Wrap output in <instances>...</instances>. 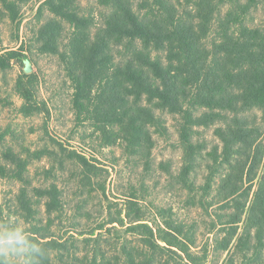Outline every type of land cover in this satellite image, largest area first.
<instances>
[{
	"label": "rangeland",
	"instance_id": "1",
	"mask_svg": "<svg viewBox=\"0 0 264 264\" xmlns=\"http://www.w3.org/2000/svg\"><path fill=\"white\" fill-rule=\"evenodd\" d=\"M172 1L176 3L177 13L186 15L188 4L184 7L178 0ZM2 2L0 236L9 233L17 238L15 246L0 245V254H5L7 264H27L28 250L23 243L26 236H21L30 235L33 228L45 227L54 240L71 248L72 256L89 255L87 264H92L95 254L100 264H132L123 253L124 247L134 254L136 263L160 261L163 257L159 249L157 256L142 255L146 251L145 239L134 235L133 226L138 223L131 224L139 218L150 226L156 219L160 224V212L166 222L195 225L198 248L193 250L194 254L201 257L203 249L210 250L202 256L207 257V263L203 264H231L234 260V264H264V253L257 254L261 249L236 252L235 241L226 252L214 251L216 238H229V227L223 225L227 220L221 222L218 217L228 211L218 206L210 208L216 192H205V197L198 189L211 179L207 162H213L210 155L215 143L220 145L214 131L218 125L194 130L189 127L190 115H198L202 109L201 106L195 109L194 95L186 101L188 115L183 116L171 110H155L145 95L130 97L129 87L122 94L128 109L127 121L101 123L96 95L105 81L100 83V88L95 87L93 100L85 104L87 109L83 113L75 101L79 79L69 66L73 59L69 47L72 26L50 12L47 0ZM99 2L69 0L67 7L72 14L88 19L85 32L92 35V40L104 29L105 17L113 11ZM131 2L148 19L158 15L154 0ZM228 10V6L216 7V13L223 16ZM51 19L52 23H62V27H56L54 42H46L48 35H43L41 30ZM247 22L262 25L264 7L255 9ZM215 29L209 32L208 50L210 42L219 38ZM119 44L120 41H114L107 50L109 57L115 56L107 64L109 75L116 67L125 68L131 51L129 46L119 47ZM140 106L143 109L137 121L140 131L131 137L129 120L139 116ZM151 110L156 113L154 119L143 116H151ZM248 116L257 127H264L259 111L248 112ZM143 127L145 134L141 131ZM187 136H190L188 140L193 139L192 147L205 146L202 157L197 160L200 166L191 173L190 183H184L181 178L183 160L188 156V147L184 144ZM196 197H204L207 205L195 203L199 201ZM112 222H124L125 226L114 224L115 229L110 233ZM248 227L244 221L239 225V233ZM96 240L98 243L93 242ZM62 253H53L56 262L66 256Z\"/></svg>",
	"mask_w": 264,
	"mask_h": 264
},
{
	"label": "trees",
	"instance_id": "2",
	"mask_svg": "<svg viewBox=\"0 0 264 264\" xmlns=\"http://www.w3.org/2000/svg\"><path fill=\"white\" fill-rule=\"evenodd\" d=\"M8 1L3 0L4 3ZM96 1L112 7L113 11L105 17L104 29L92 40V35L85 32L88 19L67 11L69 0H47L50 12L73 28L69 40L73 59L69 66L79 79L75 101L80 112L87 109L85 104L92 102L95 87L100 88L103 81L104 86L96 95V110L101 123L105 124L127 121L128 109L122 94L129 87L130 97L145 95L155 110H171L183 116L188 115L186 101L194 95L195 109L196 106L202 109L198 115H190L189 127L194 130L218 125L214 131L220 145L215 143L210 155L213 162H207L211 179L198 189L205 197V192H216L210 208L218 206L228 211L225 216L218 217L221 222L227 220L223 225L229 227V238H216L214 251L226 252L235 241L236 252L244 249L251 253L261 249L257 254L263 255L264 127H257L248 112L259 111L264 120V22L249 25L247 18L258 7H264V0H178L179 5L190 7L186 15L177 13L176 3L172 0H156V3L154 0L152 4L158 11L154 19H148L141 10L135 9L131 0ZM219 5L229 7L224 16L216 13ZM58 23H52L51 19L42 27L41 33L48 35L46 42L55 41L54 31L56 27H62V23ZM213 28L219 38L210 42L208 50L206 41ZM43 35H40L41 40ZM114 41H120L119 47L129 46L131 51L125 68L116 67L109 75L107 64L111 59L114 61L115 56L109 57L107 50ZM138 111H143L141 106ZM139 113L138 117L129 120L131 137L140 131L137 121L142 114ZM155 115L152 110L151 116L143 114L152 119ZM144 127L141 131L145 134ZM188 137L184 140L188 156L183 160L181 172L184 183H190L191 173L200 166L197 160L205 150L201 144L192 147L195 144ZM195 199H199L195 203L207 205L203 202L204 197ZM158 216L160 224L156 219L150 226L140 218L131 223H138L133 226L134 235L145 239L146 251L142 255L147 258L149 253L157 256V249L162 251L160 257L163 259L148 264L207 263V257L202 256L208 255L209 249H203L201 257L193 251L198 248L195 225L166 222L161 212ZM244 221L249 229L240 234L239 225ZM114 224L125 226L124 222H112L110 233L115 229ZM29 233L21 236H26L23 243L28 250L27 264H87L89 261V255L84 258L72 256L71 248L54 240L48 227L33 228ZM16 239L14 234L2 235L0 245L15 246ZM93 242L98 243L97 240ZM20 245L16 244L17 247ZM56 251L66 254L58 259L59 262L53 257ZM123 253L132 264H144V261L136 263L134 254L127 247ZM234 263L235 260L231 264ZM0 264H7L5 254H0ZM92 264H100L96 254Z\"/></svg>",
	"mask_w": 264,
	"mask_h": 264
}]
</instances>
